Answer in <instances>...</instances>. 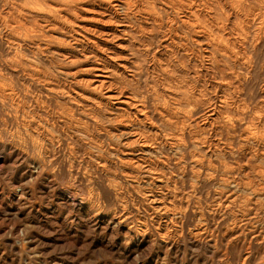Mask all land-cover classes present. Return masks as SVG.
I'll list each match as a JSON object with an SVG mask.
<instances>
[{"label": "rangeland", "instance_id": "1", "mask_svg": "<svg viewBox=\"0 0 264 264\" xmlns=\"http://www.w3.org/2000/svg\"><path fill=\"white\" fill-rule=\"evenodd\" d=\"M249 1L250 0H248V2ZM248 2L245 0H197L196 3L192 2L193 5H198L200 9H202L200 13L205 14L210 11V14L213 16L212 20L214 21H212L210 18L208 19L206 15L205 17L201 16L202 20L204 21V25L209 30L213 29V32L215 33L217 31L216 34L219 33L220 35H223V33L225 32L223 35L224 41L233 50L238 49V47H235V45L231 42L232 37L228 35L229 31L234 26L233 23H238L235 25L246 24V20L250 18V11H253V13L256 15L254 16L255 21L250 26L248 36L245 39L241 40L242 46L239 47L243 48H239L240 51L238 50L239 54L242 57V61H239L241 62L240 64H238V62L235 63L234 61L228 60L229 62L227 61L226 64L223 63V61H214L209 65L207 58L203 54L202 44L193 42L192 32L186 31L185 33V30L179 28V31L177 30V33L182 36V39L178 41L177 47H173V50H175V52L177 50V52L175 57L171 59L173 61V65L170 63L172 66H170L171 69L169 68V71L171 72L163 71V69L159 65H157L156 61L153 59V54L155 51L159 52L161 50L160 44H162L163 40L167 37L166 35L172 34V31H169L168 28L172 22L170 20V17L173 13V8L171 7V5L169 7L170 9L167 8L166 11H163L160 6V2L150 1V5H154L155 8H157V10L160 12V23L153 27L145 25L144 29H139V27L137 28L135 46L137 50L139 49L137 51L138 54L141 53V55H138V57L140 60L142 59L141 61H139L142 72L140 71V74L138 76L132 78V81H128L129 85H132L131 87L142 92L150 99V101H154L155 97L162 100L165 97L164 94L167 93L164 92V87H170L174 90L183 89L187 91V93H183V95H180L178 97V100L186 102L192 101L191 103H193L194 97L200 98L201 102L198 104V108L202 113L203 111L207 110L214 102L215 93H220V95H224L230 101L234 99L233 101L235 102V106L238 107L237 109L243 110L246 114L242 117L241 113L233 110L230 111L231 109H228V114L238 118L236 123L237 125L232 129L235 132L231 130L230 133H228L227 130L224 129H218V132H212L211 130H208V127L200 124L198 115H201V112L193 116V120H187L186 123L187 126L189 125L188 128H192L193 130L196 129V132L199 135L209 136L212 134V136H215V138H220L224 142L230 140V142L233 143V153L231 155H212V157L206 158L202 165H199L201 167L197 166V170L200 169V172H202V177H193L191 175V172H188L191 171L192 166H194V164L191 165L192 160L190 161V159L192 158H188L185 156L190 152L189 147H186L183 150L184 152L179 149L169 148L156 151V156L154 155V158L161 161V163L163 162L162 164L168 161V163L164 164V169L170 177L169 186L168 188H164L163 191L161 189L160 190L164 193L162 194V201L164 202L163 204L167 205L169 209L172 210L155 211L153 222L151 221L149 214H146L147 211L145 212L143 206L144 203L142 200V196L143 189H145L144 186H146L145 183L132 182L133 185H128L129 182H126L125 178L120 179V176L117 172L106 173L103 171L95 170L94 168L92 170V168L89 166L90 164L83 160V158L86 156V153L90 150L85 141L82 140L81 142H77V135H75L77 134V132L72 128L68 129L69 127L65 126L64 123L59 122L61 126L59 124L55 125L56 123L53 121L50 114H56V110L58 109V107H60L56 105L57 102L58 105L63 104L62 106H64L65 102L63 100L58 99L61 102L57 101V99H53V101L47 100V103L44 102L40 104L42 106V109L47 110V112H36L35 119L41 122V125H43L44 122L43 128L49 127V132L51 133L52 130V133L48 134L49 132L48 130H45V128L43 130V134L38 135L37 130L34 131L35 128H33L34 130L27 131V129L22 126V115L19 114L20 116L16 118L12 107H10V102L0 96V99L2 100V102L0 100V264H264V141L260 143H249L244 140V133L241 134L242 128L246 124H249V122L251 123L250 115L252 113H259L264 120V0H252L250 1L251 3L249 2V4ZM186 3L190 2L186 1ZM245 4L246 6L243 7ZM254 4L256 6H254ZM205 21L208 23H206ZM212 25L214 27H212ZM1 27L3 26H0V29L3 30V28ZM183 36L185 38H183ZM182 40H185L186 42ZM33 42L34 41H27L26 47L31 49L33 46ZM182 43L184 44L182 45ZM4 47V44L1 43L0 78L5 77L4 84L9 83L12 87L14 86L13 88H18L19 86L21 87L22 84L24 85V87H26L24 88L26 89L24 90V92H31L32 95H36V93L39 92L45 93L44 87L40 86L43 81H35V83L37 84L33 85L31 84L32 80L25 79L22 74L18 76L17 73H11L9 70L4 69V62L11 59H16L22 62H24L23 60H25L26 62V60L29 59L30 63L34 61L31 63L32 67H34L35 65V67H41L42 71H47L46 76H50L53 82H58V80L59 83L63 82V79L58 77L57 72L55 71L57 70L56 68L59 67V61H57L51 55H43V53H40V55H34L33 58L32 53L27 50L23 55V59H21L20 56L7 51V49ZM188 47H190L191 49ZM142 50L146 51L143 52ZM5 52L8 53V55L5 54ZM28 53H30L31 55ZM182 53L184 55L179 59L178 55ZM189 54L190 56H187ZM31 57L33 60L31 59ZM143 58L146 59L143 60ZM174 58L178 61L175 62ZM194 58L197 59L195 60ZM161 59H163V62H166V57L163 56L162 58L161 56ZM167 59L169 60L168 57ZM192 59L195 62L192 61ZM182 60H184V62ZM186 60L189 62H187ZM192 62L193 64L191 65ZM52 63L55 64L53 65ZM218 63H220L219 65L223 63V65L227 67H225L226 70H233L234 76L235 74L238 76L242 75L241 77L239 76L240 78H242L240 80L235 76V83L230 90H227L229 94L224 92H217L216 89H213L215 88V85L213 84L221 79V72L219 71ZM234 63L237 65V67H235L236 65ZM178 64H181L179 66H181V68L183 69L177 66ZM194 64H196L197 66H193ZM206 65L211 66L209 71L204 70V67ZM238 65H240V68L238 67ZM143 66H145V68ZM176 67L177 69H175ZM195 67L197 69H200L197 70ZM191 68L195 69L196 71L192 70ZM176 70H178V72ZM236 70L238 71L236 72ZM174 71L175 73H173ZM243 71L245 72V74ZM168 73H170L171 75ZM172 73L174 75H172ZM185 76H187L186 79H188V81L185 79ZM143 77L145 80H143ZM159 77L163 78L160 79ZM175 77L179 79H176ZM9 78L12 80L10 81ZM181 79L185 80L184 83ZM22 80L23 82L26 81V84L23 83ZM192 80L195 83H192ZM199 80H201L202 82ZM12 81L15 82L13 83ZM170 82H172L173 84ZM202 84H204V86ZM177 86L180 88H178ZM234 86H238L234 92H236L239 88V92H236V94L231 91L233 90L232 88ZM194 89H197L198 91ZM199 93L203 94L199 95ZM231 93L233 94V96ZM25 102L27 103L26 106L28 109L35 108L38 110L37 102H34V100H32L30 103L29 100H25ZM238 102L241 106L238 105ZM244 102L245 104H242ZM1 104H4V107ZM190 105L192 106L193 104ZM59 110L60 109H58V111ZM45 116L49 119L45 118ZM9 117L11 122L9 120ZM39 118H41L42 121L41 119L39 120ZM193 121L199 122L200 126L196 128V125L195 123H193ZM53 125H55V128L53 127ZM263 127L264 123H262V125H260L258 128L264 132ZM166 128L167 131L165 130L163 132L171 131L168 127ZM204 129L205 133L202 131ZM62 132L63 134H60ZM61 135L63 136V138ZM70 135L72 136V139H70ZM26 136H28L29 140ZM57 136H61L60 138L63 140L66 139L64 140L63 144L61 142H56L55 137ZM51 140H54V144L51 143ZM69 141L70 144H72L71 146H73V148L75 149L74 151H72L73 148H68L67 142ZM72 141L74 142L71 143ZM32 142L35 143L32 144ZM82 147L85 148L83 149ZM18 148L20 149V151ZM41 148L45 149V151H43V149ZM50 150L52 152L49 153ZM91 150L93 149L91 148ZM172 150L174 151V153H172ZM39 151L41 153H39ZM243 152H247V154L244 156ZM23 153L26 154L23 155ZM161 154L163 155V157H161ZM45 156H48L46 158L47 160L45 159ZM26 157H28V159ZM65 157L67 158V160ZM40 159L45 160L44 162L46 164L40 162ZM53 162L55 163L53 164ZM184 166H186L187 168L184 169ZM88 168L91 169L89 170ZM177 168L178 170H176ZM34 170L37 171L35 172ZM213 170L215 171L214 178L210 179L211 181L206 180L205 182V179L203 177L204 173L209 171L211 172ZM221 177H231V185L229 187L225 186L224 183H222ZM116 183H118L122 187L120 188V190L122 189L121 191L123 193H121L120 197H118L117 190L115 191L114 189L113 184ZM153 185L154 184H152V187L154 189L155 186ZM249 186L254 188V192L247 190L246 187ZM223 187L227 188L225 189ZM237 187H239L240 189ZM234 188L235 190H233ZM156 189L159 188H155L154 190ZM82 197H84V199ZM124 199H126L128 204L127 209L125 208L128 214L126 213L127 217H120V213L122 212L121 207L124 206L122 204V200ZM236 219L239 222L236 221ZM148 226L149 229H147ZM147 232L149 233L147 234ZM169 233L171 235H169ZM192 233L194 235H192Z\"/></svg>", "mask_w": 264, "mask_h": 264}, {"label": "bare ground", "instance_id": "2", "mask_svg": "<svg viewBox=\"0 0 264 264\" xmlns=\"http://www.w3.org/2000/svg\"><path fill=\"white\" fill-rule=\"evenodd\" d=\"M150 1L160 2V4H161L160 6L163 9V11H166V9L170 7V5L173 8V13H172V16L170 17L171 18L170 20L172 22H171L170 26L168 27L169 31H172V34L166 35L167 37L163 40L162 44H160L161 50L159 52L155 51L153 54V59L156 61L157 65H159L163 69V71L168 72L171 69L170 68L171 64L173 65V61L171 59L173 57H175L176 52H177V50H176V52H175V50H173V47H177L178 41H180V39H182V36H180V34L177 33V30L179 28H182L183 30H185V33H186V31L192 32L193 35L191 33L190 34L192 35L193 42L202 44L203 54L207 58L209 65H210V63L212 64L214 61H219V62L223 61V63L226 64V62L228 60L234 61L235 63L238 62V64L241 63V62H239V61H242L241 60L242 57L239 54V51H240L239 46H242L241 40L245 39L248 36L250 26L254 23V21H255L254 16H256L253 13V11H250L251 9L249 10L250 11V18L246 20V24L235 25L238 23H233L234 26L229 31L228 35H230L232 37L231 42L235 45V47H238V49L233 50L224 41L223 35L225 32L223 33V35L221 34L222 35L221 36L219 33H218L219 35L216 34L217 31L215 33V32H213V29L209 30L204 25V23H203L204 21L202 20L201 16L205 17V15H206V17L208 19L210 18L211 20L213 19V16L210 14V11L205 13V14L200 13V11H202V9H200V7L198 5L192 4V2L196 3L197 0H0V26H3V27H1V28H3V30L0 29V41L2 44H4V46H5L4 48H6L7 51H10L17 56H20L21 59H23V55L27 50L32 53L33 58H34V55H40V53H43V55L44 54L49 55V56L51 55L57 61H59V67L56 68L57 70H55V71L57 72L58 77L63 79V82L61 81L62 83H59V80H58V82H56V81L53 82L51 80L52 78H50V76L49 77H48V75L46 76L47 71H42L41 67L38 68L37 66L35 67V65H34V67H32L31 63L34 61H32L30 63V60L27 58H26L27 59L26 62H28V63H26L25 60H23L24 62L16 60V59L7 60L4 62V67H5L4 69L9 70L11 73L15 72L18 74V76L20 74H22V76L25 79L32 80L31 84H33V85L37 84V83H35V81L36 82L37 81H40V82L43 81V83L40 86L44 87L45 93L39 92V93H36V95H34V94L32 95L31 92L25 93L24 90H26V89H24V88H26V87H24V85H22L20 83L21 87L19 86L18 88H13L14 86L12 87L9 83L4 84L5 77H2V78H0V96L2 98H4L5 100L10 102V104H11L10 107H12V109L15 113V114L14 113L13 114L15 115L16 118L20 116L19 114L22 115V117H21V119H23V125L22 126L25 129H27V131L34 130L33 128H35L34 131L37 130L38 135H40V134L42 135L44 132L43 130L46 128V127L43 128L44 122H43V125H41L42 123L35 119V113L36 112H43V111L47 112V110L42 109V106L40 104L44 103V102L47 103V100L48 101H50V100L53 101V99H55V100L57 99V101H59L58 99L63 100L65 102L64 106H62L63 104L58 105V102H57L56 105L60 106V107H58V109H60V110L58 111V109H57L56 114H50V116L52 117L53 121L56 124L54 122L53 123L55 125L59 124V122L64 123L65 126L69 127L68 129L72 128L77 132V134H75V135H77V138H76L77 142L78 141L81 142L82 140L85 141V143L87 144L88 148H90V150L88 152L86 151L87 153H86V156L83 158V160L85 162H87L88 164H90L89 166L92 168V170L94 168L95 170L103 171L106 173H111V172L116 173L117 172L120 176V179L125 178L126 182H129L128 185L132 184V182L145 183L146 186L143 185L145 189H143V196H142V200L144 203L143 206H144L145 212L147 211L146 214L147 213L149 214V217H150L151 221L153 222V218L155 216V211L172 210V209H169V207L167 205L163 204L164 202L162 201V196H163L162 194H164V193L161 192V190L163 191L164 188H168V186H169L170 177L164 169V164L168 163V161H166V162H164V164H162L163 162L161 163V161L154 158V155L156 154L157 150H163V149L169 148V149H179V150L183 151L186 147H189L190 152H189V154H187L189 156H187L185 154L184 155L188 158H192V159H190V161L192 160L191 165L194 164V166H192L191 171H188V172H191V175L193 177H200L202 175V172H200V169L197 170V166L202 165L204 163L205 159L212 157V155H217V156L231 155L233 153V147H232L233 143L230 142V140H227L224 142L220 138H215V136H212V134L209 135V133H208L209 136H201L196 132L197 131L196 129L193 130L192 128H188L189 125L187 126V123H186L187 120L192 119L193 116H195L196 114L201 112L200 109L198 108V106H199L198 104L201 102L200 98H198V97L193 98L192 97L193 103H191L192 101L191 102L190 101H187V102L186 101H180V100H178L179 99L178 97L180 95H183V93H187V91H185L183 89L174 90L173 88L171 89L170 87H164L165 91L164 90L163 91L167 92L166 94H164L165 97L162 100L155 97L154 101H150V99L146 95H144L139 90H136L135 88L131 87L132 85H129L128 81L129 80L132 81V78H134L135 76H138L140 74V71L142 72V69L140 68V65H139V61H141L142 59L140 60L138 57V55H141V53L138 54L137 51L139 49L137 50V48L135 46L136 45L135 44V37L137 34V28L139 27V29L140 28L144 29L145 25L153 27V26L158 25L160 23L159 21L161 20L160 12L157 10V8H155L154 5H150ZM186 1H188L190 3H186ZM245 1L248 2V0H245ZM250 1H252V0H250ZM249 2H248V4H249ZM199 3H200V1H199ZM157 4H159V3H157ZM242 4H244V3H242ZM200 6H202V5H200ZM245 6H246V4L243 7H245ZM254 6H256V5L254 4ZM212 21H214V20H212ZM206 23H208V22H206ZM213 25H212V27H214ZM257 27H255V28H257ZM186 36H187V34H186ZM183 38H185V37L183 36ZM150 40H152V39H150ZM27 41H34L35 42V43L33 42V46L31 49L26 47ZM182 41H185V40H182ZM189 42H191V41H189ZM141 43H143V42H141ZM183 44L184 43H182V45ZM182 45H181V47H182ZM196 47H197V45H196ZM188 48H190V47H188ZM241 48H243V47H241ZM148 49H150V48H148ZM183 49H184V47H183ZM146 50H144V51L142 50V51L145 52ZM245 51H246V49H245ZM173 52H175V53H173ZM5 54L8 55V53H6V52H5ZM28 54H30V53H28ZM195 54H196V52H195ZM43 55H42V57H43ZM183 55H184L183 53L179 54L178 55L179 59ZM161 56H162V58H163V56L166 57V59H165L166 62H163V59H161ZM187 56H190V54ZM149 57H150V55H149ZM167 57L169 58V60L167 59ZM5 58H6V56H5ZM31 59H32V57H31ZM144 59H146V58H143V60ZM194 59L196 60L197 58H194ZM251 59H252V57H251ZM174 60H175V62L178 61L175 58H174ZM182 61L184 62V60H182ZM192 61H194V60L192 59ZM38 62H39V60H38ZM187 62H189V61H187ZM142 63H141V65H142ZM223 63H221V65H219L220 63H218V65H219L218 68H219V71L221 72V77H220L221 79L213 84V85H215L214 86L215 88H213V89H216L217 92H224V93L229 94V92L227 90H230L231 87L233 86V84L235 83L234 82L235 76L240 80V79H242V78H240L242 75H239L240 76L239 77L238 75L235 74V76H234L233 70H226L227 67L225 65H223ZM149 64H150V62H149ZM192 64H193V62L191 63V65ZM179 65H181V64H178L177 66H179ZM182 65H184V64H182ZM195 65L196 64H194L193 66H195ZM209 65H206L204 67V70L209 71V69L211 68V66H209ZM39 66H40V64H39ZM193 66H192V68H193ZM229 66H230V63H229ZM239 66L240 65H238V67ZM143 67L145 68V66H143ZM179 67L181 68V66H179ZM235 67H237V65ZM53 68H55V67H53ZM175 69H177V67ZM181 69H183V68H181ZM198 69H200V68H198ZM214 69H215V67H214ZM178 70H176V71L178 72ZM192 70H195V69H192ZM238 70H236V72ZM158 72H157V74H158ZM169 72H171V71H169ZM248 72H249V70H248ZM173 73H175V71ZM173 73H172V75H174ZM168 74H170V73H168ZM244 74H245V72H244ZM151 75H153V74H151ZM53 76H55V75H53ZM159 76H161V75H159ZM182 76H183V74H182ZM186 77L187 76H185V79H186ZM196 77H194V78H196ZM161 78H163V77H161ZM245 78H247V77H245ZM34 79H36V80H34ZM176 79H179V78H176ZM190 79H193V78H190ZM11 80L12 79H10V81ZM143 80H145L144 77H143ZM186 80L188 81V79H186ZM184 81L185 80H182L183 83H184ZM199 81H201V80H199ZM22 82H23V80H22ZM25 82H23V83H25ZM191 82L193 83L194 81L192 80ZM170 83H172V82H170ZM210 83H207V84H210ZM141 85H142V83H141ZM202 85L204 86V84H202ZM211 85H212V83H211ZM134 87H135V85H134ZM237 87L234 86L232 88L233 90H231L235 94H236V92H239V90H238L239 88L237 89L236 92H234ZM33 88H37V87H33ZM178 88H180V87H178ZM193 88H191V89H193ZM204 88H207V87H204ZM30 90H31V88H30ZM194 90H197V89H194ZM37 91H38V89H37ZM201 94H203V93H201ZM201 94L199 93V95H201ZM237 94H239V93H237ZM196 95H197V93H196ZM232 96H233V94H232ZM237 98H239V97H237ZM214 99L215 100L211 104V106L207 110L203 111V113L201 112V115L200 114L198 115L199 119H200V124L208 127L209 128L208 130H211L212 132H215L218 129H222V130L224 129V130H227L228 133H230V131L237 125L236 123H237L238 118H236L233 115L228 114L229 113L228 109H231L230 111L233 110V111L241 113L242 117L245 116L246 114L244 113L243 110L237 109L238 107L235 106V104H234L235 102L233 101L234 99L232 100L233 101L232 102V101L228 100L227 97H225L224 95H220V93H215ZM5 100H4V102H5ZM25 100H29V103L32 100H34V102H37L38 110L35 108H34L35 110L30 109V108L28 109L26 106L27 103L25 102ZM209 100H211V99H209ZM242 101H243V99H242ZM1 102H2V100H1ZM59 102H61V101H59ZM190 104H193V105L191 106ZM242 104H245V102ZM1 105H3V107H4V104H1ZM238 105H240V103ZM43 108H45V107H43ZM48 111H49V108H48ZM50 113H52V112H50ZM39 115H41V114H39ZM48 117L45 116V118H48ZM41 118H39V120ZM250 119H251V123L249 122V124H246L241 130L242 131L241 134L244 133V137H245L244 140H246V142H249V143L250 142H252V143L253 142L254 143L263 142L264 141V132L258 128L260 125H262V123H264L263 117L259 113H252L250 115ZM9 120H10V117H9ZM247 120H248V118H247ZM41 121H42V119H41ZM10 122H11V120H10ZM46 122H47V120H46ZM193 123H195L196 128L198 126H200L199 122L193 121ZM55 125H53V127ZM166 127H168L169 130H171V131L163 132L167 129ZM24 128H21V129H24ZM47 128L45 130H48V132H49V127H47ZM202 131L204 132L205 129ZM232 131H234V130H232ZM208 132H210V131H208ZM51 133H52V130H51ZM51 133L49 132L48 134H51ZM53 133H54V131H53ZM58 133H59V131H58ZM60 134H63V132ZM38 135H37V138H38ZM52 135H54V134H52ZM56 135H58V134H56ZM71 135H72V133H71ZM203 135H205V134H203ZM26 137L28 138V136H26ZM60 137L59 136L55 137L56 142H58V143L61 142L63 144L64 140H66V139L63 140ZM64 137H65V135H64ZM62 138H63V136H62ZM68 138H69V135H68ZM70 139H72V136L70 137ZM28 140H29V138H28ZM43 140H44V138H43ZM73 142L74 141H72L71 143H73ZM34 143L32 142V144H34ZM51 143L54 144V140H51ZM45 144H47V143H45ZM67 145H68V148H73V146H71L72 144H70V141L67 142ZM23 148H24V146H23ZM44 148H46V147H44ZM91 148L93 150H91ZM41 149H43V148H41ZM51 150L49 151V153L52 152ZM74 150L75 149L73 148L72 151H74ZM19 151H20V149H19ZM43 151H45V149H43ZM39 153H41V152L39 151ZM158 153H159V151H158ZM172 153H174V151ZM25 154L23 153V155H25ZM47 154H48V152H47ZM243 154L245 156L247 154V152H243ZM54 155H56V154H54ZM65 155H67V154H65ZM78 155H79V153H78ZM49 156H50V154H49ZM28 157H26V158L28 159ZM47 157L45 156V159ZM161 157H163V155ZM164 158H165V156H164ZM66 160H67V158H66ZM209 160H212V159H209ZM249 160H250V155H249ZM44 161L45 160H41L40 162H42L43 164H46ZM54 163L55 162H53V164ZM187 165H189V164H187ZM199 167H201V166H199ZM220 167H221V165H220ZM91 168H88V169L90 170ZM183 168L185 169L187 167L184 166ZM176 170H178V168ZM93 172H95V171H93ZM214 172L215 171L213 170L211 172L209 171V172L204 173L203 177L205 179V182H206V180H210V179L214 178V176H215ZM88 177H89V175H88ZM221 178H222V183H224L225 186L229 187L231 185V182H232L231 181L232 179L230 180L231 177L230 178L229 177H225V178L221 177ZM115 180H117V179H115ZM202 181H203V179H202ZM202 181H201V183H202ZM152 184H154L153 186H155V188H159V189L154 190L155 188L153 189ZM113 185H114L115 191L117 190V192H118V197H120L121 193H123L121 191L122 189L120 190V188H122V187L118 183L113 184ZM135 186H137V185H135ZM227 187H223V188L226 189ZM237 188H239V187H237ZM246 188H247V190L254 192V188H252L250 186L246 187ZM233 190H235V188ZM214 195H215V192H214ZM82 198L84 199V197H82ZM122 202H123L122 204L124 206L121 207L122 212L120 213V217H127L126 213L128 214V212H126L125 208L127 209L128 204H127L126 199L122 200ZM92 207H94V206H92ZM209 208H210V206H209ZM254 210H255V208H254ZM183 213H184V211H183ZM179 214H180V212H179ZM238 215H239V213H238ZM247 215H248V213H247ZM217 216H218V214H217ZM240 219H242V218H240ZM236 221H238V220L236 219ZM199 227H201V226H199ZM147 229H149V226ZM139 230H141V229H139ZM166 230H170V229H166ZM227 232H226V234H227ZM148 233L149 232H147V234ZM150 234H152V233H150ZM163 235H165V234H163ZM169 235H171V234L169 233ZM192 235H194V234L192 233ZM195 236H197V235H195ZM238 237H239V235H238Z\"/></svg>", "mask_w": 264, "mask_h": 264}]
</instances>
